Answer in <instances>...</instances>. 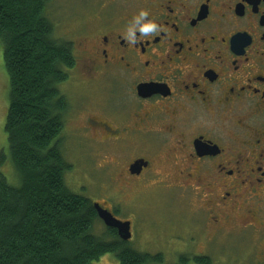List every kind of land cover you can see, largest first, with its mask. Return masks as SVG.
Returning <instances> with one entry per match:
<instances>
[{
  "label": "flooded vegetation",
  "instance_id": "1",
  "mask_svg": "<svg viewBox=\"0 0 264 264\" xmlns=\"http://www.w3.org/2000/svg\"><path fill=\"white\" fill-rule=\"evenodd\" d=\"M141 10L162 29L131 42ZM83 20L61 88L68 113L79 79L92 95L81 127L89 141L128 152L93 203L118 219L128 191L136 203L179 189L197 197L202 222L192 225L213 236L229 225L264 229V0H96Z\"/></svg>",
  "mask_w": 264,
  "mask_h": 264
},
{
  "label": "trees",
  "instance_id": "2",
  "mask_svg": "<svg viewBox=\"0 0 264 264\" xmlns=\"http://www.w3.org/2000/svg\"><path fill=\"white\" fill-rule=\"evenodd\" d=\"M48 2L0 0L9 80L4 130L18 175L11 185L0 174V264H91L106 253L118 264H211L206 256L165 263L161 252L133 249L112 228L92 232L98 219L93 201L66 182L72 169L63 150L70 99L61 88L74 54L48 17Z\"/></svg>",
  "mask_w": 264,
  "mask_h": 264
},
{
  "label": "rangeland",
  "instance_id": "3",
  "mask_svg": "<svg viewBox=\"0 0 264 264\" xmlns=\"http://www.w3.org/2000/svg\"><path fill=\"white\" fill-rule=\"evenodd\" d=\"M95 3L96 0H49L46 13L55 22L58 34L72 41L81 37L79 31H82L85 8ZM2 53L3 44L0 41V174L11 185H17L18 175L9 157L4 130L9 101V80L4 69ZM80 81H72V93L68 94L74 103L75 112L67 114L63 135L64 154L72 164L66 182L74 192L93 202H100L101 193L109 183L108 166L121 163L128 152L118 149L115 145L100 148L89 141L91 134L81 127L85 115L82 113L83 109H92V99L88 98L92 95L87 85ZM99 98L100 94L97 96V99ZM78 184L80 186H77ZM131 193L132 191L127 192V203L123 205L122 210L115 212V216L130 222L131 237L128 241L133 249L161 252L165 256V263H176L180 256H206L211 264H258L253 246L258 238L262 237L264 242V229H260L261 225L249 229L229 225L213 236L214 229L210 225H192L202 222L200 215L194 212L198 202L192 193L186 192L185 195L179 189H171L149 193L136 203L135 200L128 203ZM201 227L204 228L202 233ZM193 228H199L200 232L195 234ZM105 229L107 230V227L99 218L95 220L94 231L92 230L94 234L102 233ZM91 264H118V260L114 254L106 253ZM186 264L197 263L189 260Z\"/></svg>",
  "mask_w": 264,
  "mask_h": 264
},
{
  "label": "clouds",
  "instance_id": "4",
  "mask_svg": "<svg viewBox=\"0 0 264 264\" xmlns=\"http://www.w3.org/2000/svg\"><path fill=\"white\" fill-rule=\"evenodd\" d=\"M149 13L146 10H141L137 16L133 18L132 24L127 28L126 38L131 42H136L137 31L143 35H150L158 33L162 29V25L157 24L155 21H145Z\"/></svg>",
  "mask_w": 264,
  "mask_h": 264
},
{
  "label": "water",
  "instance_id": "5",
  "mask_svg": "<svg viewBox=\"0 0 264 264\" xmlns=\"http://www.w3.org/2000/svg\"><path fill=\"white\" fill-rule=\"evenodd\" d=\"M98 218L107 228H112L116 231L118 237L127 241L131 237L130 222L116 219L108 210L102 208L98 203H93Z\"/></svg>",
  "mask_w": 264,
  "mask_h": 264
}]
</instances>
